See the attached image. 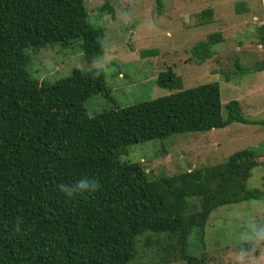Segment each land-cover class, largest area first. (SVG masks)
Returning a JSON list of instances; mask_svg holds the SVG:
<instances>
[{"label":"trees","instance_id":"obj_1","mask_svg":"<svg viewBox=\"0 0 264 264\" xmlns=\"http://www.w3.org/2000/svg\"><path fill=\"white\" fill-rule=\"evenodd\" d=\"M105 10L112 11L106 1L99 8ZM259 31L264 45V26ZM104 37L89 22L84 0H0V264H138L141 256L150 264H205L188 253L192 233L202 236L217 208L264 196L247 187L264 160L250 149L155 179L140 163L120 161L135 144L233 123L264 127V118L243 117L236 100L223 107L217 82L120 108L109 99L101 68L74 69L54 83L31 77L27 50L79 40L92 60L103 55ZM221 39L214 34L197 43L193 58L208 60ZM234 66L245 73L237 61ZM156 83L168 91L180 87L170 70ZM95 95L114 107L90 117L84 105ZM81 178L97 187L69 194ZM190 203L198 206L193 212Z\"/></svg>","mask_w":264,"mask_h":264},{"label":"rangeland","instance_id":"obj_2","mask_svg":"<svg viewBox=\"0 0 264 264\" xmlns=\"http://www.w3.org/2000/svg\"><path fill=\"white\" fill-rule=\"evenodd\" d=\"M105 1L112 11L101 13L99 8ZM159 1L160 5L155 0H84L89 22L104 29L103 55L84 58L79 40L48 46L37 53L27 50L31 77L54 83L74 69L101 68L109 99L120 108L217 82L223 107L236 100L243 117L264 118V70H255L264 64V45L259 42V28L264 26L263 1ZM214 34L220 35L221 41L211 47L208 60L198 63L192 48ZM152 51L153 55H147ZM234 61L245 73L236 72ZM168 70L180 79L179 89L168 91L157 85L158 75ZM234 73L237 76L227 82L226 75ZM84 106L90 117L114 107L103 95L87 99ZM243 149L264 155V127L233 123L224 129L135 144L120 161L140 163L148 178L155 179L160 173L174 176L221 164ZM262 163L252 170L249 189L264 191V160ZM187 206L190 212L198 207ZM147 236H140V242ZM160 236L163 242L167 240L165 234ZM188 245V253L203 256L205 264H264V196L217 208L209 216L203 235L194 231ZM149 259L141 256L138 264H150Z\"/></svg>","mask_w":264,"mask_h":264},{"label":"clouds","instance_id":"obj_3","mask_svg":"<svg viewBox=\"0 0 264 264\" xmlns=\"http://www.w3.org/2000/svg\"><path fill=\"white\" fill-rule=\"evenodd\" d=\"M97 187L96 181L92 180L90 178H81L75 183V187L71 188V191H69L70 186L61 185V189L63 191H69V194H71L72 191H92Z\"/></svg>","mask_w":264,"mask_h":264}]
</instances>
